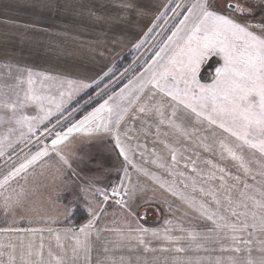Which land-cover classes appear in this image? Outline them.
Listing matches in <instances>:
<instances>
[{"label": "crops", "instance_id": "1", "mask_svg": "<svg viewBox=\"0 0 264 264\" xmlns=\"http://www.w3.org/2000/svg\"><path fill=\"white\" fill-rule=\"evenodd\" d=\"M164 1L143 0L147 6L143 9L154 12L155 8H162L160 4ZM132 7L136 9L137 5L131 6L125 0H0V64L18 62L11 58L15 57L11 49L25 46L29 30L38 32L35 47L49 46V57L58 65L52 70L62 76L60 78L97 79L106 71V66L101 68V65L115 63V52L123 47L125 36L114 34L110 43L107 31H130ZM153 12L144 15L145 19L141 17L140 26L134 27L133 31L147 33L153 27ZM155 59L156 56L146 69ZM209 61L200 74L201 83L212 82L213 76L203 79ZM148 76L147 71L137 74L112 95L118 96L122 90L127 92L129 85H133L127 99L120 101L128 112L119 127L120 140L131 163L125 162L119 154L116 133H109L111 149L130 173L132 195L126 200L131 212L121 207L119 212L104 213L99 217L98 235L94 231L90 240V259L85 262L81 254L79 264H247L250 258L247 251L244 254L233 250L236 246L243 248L244 244L235 245L226 229L216 230L212 221L201 214L199 206L203 204L209 211L230 217L226 197L231 195L232 199H237L244 182L257 189L264 186V177L262 180H244V175H257V172L246 174L239 161L233 160L221 148V143L243 156L250 169L251 159L264 161V157L241 146L240 141L222 129L206 121L198 122L190 110L177 107L158 90L150 86L141 90L138 84ZM142 107L147 109L146 113L140 112ZM174 108L176 114L173 117ZM211 190L221 202L219 208L207 194ZM147 208L159 212L158 225H147L141 220V212ZM117 213L121 214L114 215ZM203 223L209 227H203ZM137 228L147 231L141 233L136 231ZM248 232L253 231L249 228ZM193 234L197 236L195 241L191 239ZM165 235L172 239H163ZM239 235L245 239L253 238L247 232ZM139 236H143V243L137 239ZM62 243L67 251H71L75 240L62 239ZM177 248L183 251H177ZM71 254L67 252L66 264Z\"/></svg>", "mask_w": 264, "mask_h": 264}, {"label": "snow or ice", "instance_id": "2", "mask_svg": "<svg viewBox=\"0 0 264 264\" xmlns=\"http://www.w3.org/2000/svg\"><path fill=\"white\" fill-rule=\"evenodd\" d=\"M182 4H177L180 9ZM225 13L221 14L213 6L211 0H195L188 6L187 15L179 21L175 31L168 38L153 60L152 65L146 71L149 76L138 84L143 90L145 87H152L158 90L164 96L169 97L177 107L182 106L190 110L199 121H206L209 125H214L237 141L241 146H247L255 150L264 157V21L259 24L241 23L232 15V13L244 14L246 8L239 4L227 2L225 4ZM139 47V45H138ZM213 57H218L222 64L214 69L215 75L211 83H201L200 74L205 64ZM45 80H52L45 76ZM35 81L32 73L28 74V88L23 97H18L12 103L0 102V107L9 108L15 116L20 111L19 119L16 123L21 127L27 126L28 132L32 133L35 127L28 116L23 115L22 109L29 105L39 108L43 115L39 118L41 121L48 119L52 115L53 109L49 105H55L54 110L60 111L67 99H71L79 90L90 87L91 85L83 82L68 80L61 82V88H67L66 92H61L59 100H54L52 96L43 94L40 90L33 87ZM133 85H129L127 92L121 91L118 96H110L92 113L68 128L66 133L57 134L52 140V150L60 155V146L65 144L74 133H85L87 135L98 133H116V146L120 149L119 154L124 161L131 163L128 151L122 146L119 127L121 121L128 112L127 108L121 106L120 101L127 99L131 94ZM131 103V101H129ZM147 109L140 108L141 113H146ZM162 114V113H161ZM175 108L173 117L175 116ZM2 119V117H0ZM4 141L0 140V154ZM221 148L236 161H239L240 167L246 174H251L252 170L247 166L243 156L238 155L230 146L221 143ZM48 148L37 152L31 159L22 163L18 168L12 171L8 177L0 181V189H3L11 179L16 178L23 172H26L41 158L48 155ZM63 162L71 167L69 161L60 155ZM176 161V156H172ZM209 163H211L209 161ZM260 163V169L256 173L264 177V163ZM135 167V165H132ZM187 167V165H185ZM212 167H216L212 165ZM194 172L195 168L192 169ZM221 172L224 169H220ZM125 178L128 179L125 170ZM255 179V175L252 176ZM224 179L223 176L220 177ZM237 181L239 177H234ZM163 186V185H162ZM223 187V185H222ZM172 191L171 188L168 189ZM201 191H204L201 189ZM123 193V195H122ZM176 193L173 192V195ZM213 197L217 208L221 202L216 198V193L211 190L207 193ZM103 196L106 202L109 200L107 192H98ZM132 192L120 184L119 188H113L111 196L119 197L116 203L129 211L128 201L124 197H130ZM259 197V198H257ZM11 197L5 198L4 207L12 208L9 203ZM230 217L218 214L217 211H209L203 204L199 206V211L207 219L212 221L216 230H227L230 233V239L235 245L251 244V239H245L241 233H248L249 237H254L256 232L264 234V186L257 189L253 185L244 182L243 189L239 191L238 198L232 199L231 195L226 197ZM15 204H19L17 199ZM90 204V202H89ZM91 219L88 223L79 228H66L62 233L55 229H47L49 232H56V246L64 249L63 240H75L71 249V257L67 264H75L81 254L85 262L90 259V240L94 231H97V221L99 212L102 208L92 209L89 207ZM234 217L235 219H231ZM253 232H248V229ZM107 230V229H106ZM21 229L5 228L0 229V234L19 232ZM32 233L43 232L44 229H31ZM116 231V229H112ZM136 231L146 232V229L137 228ZM157 236V233H152ZM19 244L15 243L11 237L0 239V264H50V260L45 259L43 236L40 237L39 244L33 240L27 241L23 237H17ZM140 243H143V236L137 237ZM165 240L172 238L165 235ZM192 240H196L195 234L191 235ZM261 247L258 249L264 252V239L256 241ZM240 252L241 249L236 246L233 249ZM177 251H183L177 248ZM247 251L251 253V248ZM48 257L53 253L49 248ZM7 256L5 261L3 257ZM56 264H66L62 257H58ZM247 264H264V256L258 260L249 258Z\"/></svg>", "mask_w": 264, "mask_h": 264}, {"label": "rangeland", "instance_id": "3", "mask_svg": "<svg viewBox=\"0 0 264 264\" xmlns=\"http://www.w3.org/2000/svg\"><path fill=\"white\" fill-rule=\"evenodd\" d=\"M125 1L131 6L137 5L136 9L131 8L133 9L132 22L129 23L131 30L114 32L110 29L107 31V41L110 43L114 34L125 36L123 47L115 52V57L117 56L115 63L101 65V68L106 66V71H103V75L97 79L93 78L94 80L68 78V80L89 84L90 87L79 90L71 99L66 98L60 111L54 110L55 105H49L48 107L53 109L52 115L43 121L39 119L43 113L38 107L33 105L24 107L23 115L28 116L35 125L32 133L28 132L27 126L21 127L16 123L21 110H18L14 116L9 108L0 107V117H2L0 119V140L4 141L2 154H0V181H3L37 152L42 151L45 146L49 150L47 156L37 161L26 172L11 179L3 189H0V229L22 230L2 233L0 239L11 237L15 243L19 244L17 237H23L26 241L31 239L39 244L40 237L43 236L45 259L50 260V264H56L58 257H62L66 262L67 252L71 251H67L65 243H63L64 249L58 248L55 240L56 232H49L47 229H55L62 233L66 228L82 226L92 218L89 211L90 206L92 209L102 208V211L98 213L100 218L104 213L107 215L119 212L121 206L113 201L111 192L113 188H119L121 183L130 189L129 179L125 178V170L129 176L130 173L124 169L125 167L111 149L109 133L92 135L74 133L59 149L60 155L69 161L71 167L63 162L56 151L52 150V140L57 134L66 133L68 128L84 120L99 107V104L137 74H144L150 60L167 43L179 21L187 15L188 6L195 2V0H165L163 4H160L162 8H155L153 12L146 8L143 9L147 7L144 6L143 0ZM211 2L218 12L224 14L225 4L229 0H211ZM230 2L247 9L244 14L232 13L239 22L259 24L264 21V0H230ZM178 3L182 4L180 9L176 8ZM135 10L137 13L134 15ZM148 12H153V27L147 33L133 31L134 27L140 26L138 24L141 23L140 18ZM148 18L151 19L149 15ZM129 25L123 27L130 28ZM141 34L144 35L141 36ZM26 35L27 40L24 42V47L11 49L12 54H15V57L11 58L18 62L0 64V102L12 103L18 97H23L28 88L29 73H32L35 81L33 87L45 95L52 96L54 100H59L60 93L67 91L66 86L61 88L59 85L61 82L68 81L67 78H60L62 76L53 72L52 68L58 65L49 57V46L35 47L38 43L35 40L38 32L27 30ZM221 64L218 57H213L205 67L207 70L203 71V79L214 77V69ZM45 76L51 77L52 80H45ZM258 161L264 162L257 158L250 160L252 173L260 169ZM253 175L255 174L244 175L243 179L252 180ZM262 179V176L255 175L253 180ZM98 192H107L109 200L105 202ZM7 197H11L9 201L12 203L11 209L3 206ZM17 199L20 201L19 204L14 203ZM119 214L121 213L114 215ZM158 224L159 222L152 225ZM203 224V227L208 226L206 223ZM31 229H44L45 231L34 234L30 231ZM258 239H264V234L256 232L251 239L252 243L244 244L243 248L239 247L241 248L239 253L245 254L247 249L251 248L250 254L247 251L251 259L258 260L264 256V252L258 250L261 247L256 242ZM49 248L54 255L52 257L47 255ZM238 257L241 259V254ZM3 259L6 261L7 256ZM79 261L80 258L75 264H79Z\"/></svg>", "mask_w": 264, "mask_h": 264}, {"label": "water", "instance_id": "4", "mask_svg": "<svg viewBox=\"0 0 264 264\" xmlns=\"http://www.w3.org/2000/svg\"><path fill=\"white\" fill-rule=\"evenodd\" d=\"M140 217L141 220L147 225L156 224L160 220L159 212L151 208L143 210Z\"/></svg>", "mask_w": 264, "mask_h": 264}, {"label": "built area", "instance_id": "5", "mask_svg": "<svg viewBox=\"0 0 264 264\" xmlns=\"http://www.w3.org/2000/svg\"><path fill=\"white\" fill-rule=\"evenodd\" d=\"M119 197H113V201L116 202Z\"/></svg>", "mask_w": 264, "mask_h": 264}]
</instances>
